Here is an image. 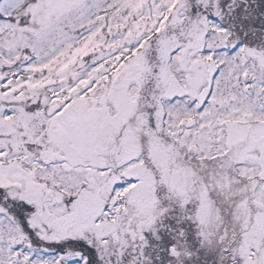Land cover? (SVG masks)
<instances>
[{
  "label": "snow or ice",
  "instance_id": "6c2138e0",
  "mask_svg": "<svg viewBox=\"0 0 264 264\" xmlns=\"http://www.w3.org/2000/svg\"><path fill=\"white\" fill-rule=\"evenodd\" d=\"M0 264H264V0H0Z\"/></svg>",
  "mask_w": 264,
  "mask_h": 264
}]
</instances>
